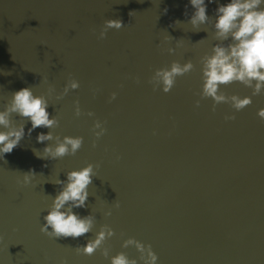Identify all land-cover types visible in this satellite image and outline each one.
I'll return each mask as SVG.
<instances>
[{
  "label": "water",
  "instance_id": "obj_1",
  "mask_svg": "<svg viewBox=\"0 0 264 264\" xmlns=\"http://www.w3.org/2000/svg\"><path fill=\"white\" fill-rule=\"evenodd\" d=\"M216 7L207 6L213 20ZM193 11L188 0H0V106L20 88L47 96L51 85L53 135L83 138L75 155L38 159L33 149L54 141L38 143L49 129L29 135L25 122L19 145L0 157V264H109L100 249L74 250L103 224L114 231L102 245L110 255L138 259L134 246L121 247L132 237L151 245L157 264H264V119L257 115L264 91L221 85L225 95L251 97L240 111L223 102L213 110L211 98H201L200 58L216 41L211 24L192 29ZM106 19L124 26L100 39ZM189 60L193 69L169 92L149 83L156 69ZM69 79L79 87L57 100ZM95 120L106 129L99 138ZM88 163L95 177L87 207L74 211L93 213L92 232L49 238L40 225L61 187L51 181ZM29 169L32 182L18 184Z\"/></svg>",
  "mask_w": 264,
  "mask_h": 264
},
{
  "label": "clouds",
  "instance_id": "obj_2",
  "mask_svg": "<svg viewBox=\"0 0 264 264\" xmlns=\"http://www.w3.org/2000/svg\"><path fill=\"white\" fill-rule=\"evenodd\" d=\"M193 8L188 23L194 31H200L202 25L211 24L212 36L216 43L212 44L210 54L206 53L200 58L201 64V98H211L213 110L218 103H229L236 111H240L251 101L250 96L240 97L238 95H225L221 90V85L239 82L252 90V96L259 95L264 91V0H188ZM216 3L215 19L207 15L208 4ZM167 12V8L164 9ZM132 12L129 13L131 15ZM187 15V13H185ZM175 23L179 24L180 21ZM124 26L120 19H106L99 32L98 38L105 37L108 29H120ZM164 39L172 40L169 35ZM179 46L180 40H177ZM168 53L175 52V48L168 47ZM193 69V63L189 60L183 64L173 61L168 67L156 69L150 77L149 83L155 88L167 93L173 87L176 77L184 75ZM42 77V80H45ZM41 80V81H42ZM79 83L75 79H69L63 86L62 91L56 94L59 100L70 89H77ZM45 94H34L30 87H23L11 93L7 102L0 106V157L11 153L19 145L25 136V122L30 123L28 134L37 128L49 129L48 132H40L36 136L38 143L54 141L44 146L42 151L33 149L34 155L38 159L55 160L66 155H75L81 148L83 138L81 136L53 135L52 129L58 125L56 116L50 118L47 111L49 97L52 96L54 88L47 87ZM116 93H111L110 99H114ZM76 116L81 115L79 102L74 101ZM199 106V100L196 101ZM88 116L94 114L89 111ZM258 117L264 119V107L258 109ZM13 116L19 118V122L13 120ZM230 115L226 120L234 119ZM98 129V131H97ZM106 129L99 120L93 122V135L99 138ZM95 147V140L93 141ZM119 158V157H117ZM99 167V165H96ZM36 176L32 169L22 173V179H18V184L28 185ZM95 177L94 166L88 163L79 169L66 172V179L56 178L52 183L60 185V190L51 197L50 205L44 210L43 223L40 225V232L49 238L73 239L85 236L92 232L95 225V216L90 213L81 216L74 209L87 207L86 201L89 197V185ZM119 207L117 203L115 205ZM105 216L111 215L110 211L104 212ZM114 235L113 229L107 224L100 225L94 238L86 240L83 245L75 247L76 253L91 255L100 249L101 255L108 259L109 264H157L158 257L152 250L151 245L144 244L132 237L124 239L121 247L134 246L139 253L138 259L129 258L124 252H117L115 255L109 254L107 247H102L105 240ZM60 264H66L61 260Z\"/></svg>",
  "mask_w": 264,
  "mask_h": 264
}]
</instances>
